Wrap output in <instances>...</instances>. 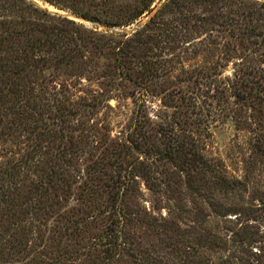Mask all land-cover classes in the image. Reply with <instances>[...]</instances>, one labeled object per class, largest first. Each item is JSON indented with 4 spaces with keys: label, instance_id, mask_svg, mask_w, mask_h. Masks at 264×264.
<instances>
[{
    "label": "trees",
    "instance_id": "obj_1",
    "mask_svg": "<svg viewBox=\"0 0 264 264\" xmlns=\"http://www.w3.org/2000/svg\"><path fill=\"white\" fill-rule=\"evenodd\" d=\"M43 1L109 28L157 10L118 34L0 0V264H264V198L207 150L231 123L264 168V0ZM118 81L136 108L113 136Z\"/></svg>",
    "mask_w": 264,
    "mask_h": 264
},
{
    "label": "rangeland",
    "instance_id": "obj_2",
    "mask_svg": "<svg viewBox=\"0 0 264 264\" xmlns=\"http://www.w3.org/2000/svg\"><path fill=\"white\" fill-rule=\"evenodd\" d=\"M31 1H33L40 8L51 13H57L63 16H67L79 23L85 24L89 28L96 29L98 31H106L108 33L113 32L118 34H131L136 30L134 26H136V24H138L148 15H145L143 18H141L131 26L123 28H109L85 19L78 20L82 18H79L65 10H61L53 5H50L43 0ZM231 70L232 66L229 67L228 71H226V74H230ZM103 71L104 70H99V72L95 76H93L92 74H88L87 76L92 79L91 83L84 81L83 86L77 87V91H87L89 89L100 91V87H103V84L106 81L100 77ZM74 83H76V81ZM118 83H120V86L114 87L113 91L109 92L111 96H114V98L109 101L111 108H104L103 110H101L95 119V122L99 125L100 128H102V126L110 127L111 130H113V136H116L121 131H123L122 129L130 122L133 111L136 108L133 98L131 97V91L133 89L131 87L130 89H127L124 83H121L119 81ZM122 84H124L125 86L123 87ZM138 95L139 94L136 95V99H138ZM147 98V112L152 118H156V115L160 114L159 109L162 106L161 98L154 96H148ZM218 126V128L214 129L213 135L207 139L208 154L216 158L223 159L229 166H231V170L237 171L239 176L244 177L246 175H249L248 177H250L251 188L249 190V194H247L246 197L247 200L253 202L252 204L258 206L259 202L257 201V198H264V168L257 161L255 162V164H253L254 162L250 164V161L248 162V164L242 163L245 158L246 160H248L249 155L247 146L245 145V141H247L248 138V132L244 131L237 133L235 127L231 123H228L226 125L219 124ZM102 133L107 134L105 130H102ZM2 146H4V144H2ZM11 148L12 146L9 143L5 144V147H2V149L0 147V163L5 162L9 158L6 152L11 150ZM3 150L6 151L3 152ZM247 167H250L251 170L247 171ZM143 188L146 191L145 186H143ZM164 212L166 213V211ZM236 217L237 215L232 214L228 216V219L233 220L235 223H237ZM230 227H232V230H234L235 228L238 229L239 225L232 224ZM227 229L231 231V228L229 227H224L222 230L223 232H228ZM260 230V236L263 235L262 238H260L261 243H258V245H256L257 248L253 249L254 252L258 253L260 252L261 247L264 246V219L263 221H261ZM239 256L240 254L238 253L237 257ZM255 259L257 258H252V260Z\"/></svg>",
    "mask_w": 264,
    "mask_h": 264
},
{
    "label": "water",
    "instance_id": "obj_3",
    "mask_svg": "<svg viewBox=\"0 0 264 264\" xmlns=\"http://www.w3.org/2000/svg\"><path fill=\"white\" fill-rule=\"evenodd\" d=\"M166 0H162V2H165ZM156 11V10H155ZM155 11L151 14H148L143 20H141L138 24H136V26H134L136 29L140 28L141 26H143L155 13ZM77 18V17H76ZM78 19V18H77ZM78 20H84V19H78Z\"/></svg>",
    "mask_w": 264,
    "mask_h": 264
}]
</instances>
